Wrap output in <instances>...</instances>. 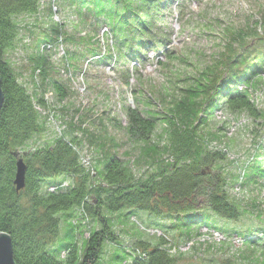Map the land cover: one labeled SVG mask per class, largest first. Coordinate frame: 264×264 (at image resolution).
Segmentation results:
<instances>
[{"label":"trees","instance_id":"obj_1","mask_svg":"<svg viewBox=\"0 0 264 264\" xmlns=\"http://www.w3.org/2000/svg\"><path fill=\"white\" fill-rule=\"evenodd\" d=\"M76 1L82 10L97 14L92 38L97 35V26L106 24L109 33L104 31L102 39L93 40L92 43L102 46V50H92L95 58L90 63H81L84 53L67 54L69 67L85 66L82 74L87 77L90 67L105 68L114 60L115 72L124 69L126 76L138 72L137 65L126 69L117 64L123 61L128 66L129 55L139 56L146 52L142 36L156 35L155 28L162 19L157 13L162 10L164 1H170L138 0L139 3L124 15L109 0ZM39 6L40 0H0L3 93L0 108V231L11 237L16 264H179L176 252L180 248L172 240L174 230L185 229L184 233L191 238L192 232L199 227L217 229L207 211L232 221L248 213L241 201L232 197L231 191L236 184H247L258 176L264 180V141L257 149L259 156L243 166L242 181L240 175L233 179L218 170L217 164L227 155L217 150L219 148L210 147L213 140L219 144L223 142V137L220 139L210 126L215 112L221 110L232 116L245 114L254 121L263 120L264 111L243 87L255 85V79L260 75L258 71L262 69L256 65L262 61L256 58L254 63H257L248 66L243 60L249 58L247 55L228 58L221 54L219 61L226 62L228 68L222 83H216L222 63L193 78L186 90V109L175 122L169 121L174 128L183 127L177 140L170 143L172 158L148 176L139 177L130 162L112 150L100 134L94 136L97 152L102 158L98 165L80 153L82 143L74 134H62L51 143L26 147L33 135L44 129L38 107L46 109L48 104L43 96L29 93L5 54L18 35L17 17L36 13ZM173 58L172 55L170 59ZM44 63L42 59L39 67L42 68ZM43 70L42 78L45 79L47 69ZM133 76L136 79L135 73ZM85 83L89 85L88 80ZM50 85L61 101L70 96L61 82L51 79ZM123 85L129 89V79L123 80ZM134 91L132 89L133 105L121 98L126 125L115 117H110V121L123 130L133 144H146L162 116L150 107L153 97L146 96V100H142ZM139 104L145 106L142 108ZM216 128L221 130L219 124ZM207 135L210 137L204 140ZM225 145L228 150L230 143L225 142ZM20 159L26 165L25 185L17 190L14 180ZM198 211L203 212L199 215ZM143 213L150 216V222ZM166 214L173 220L171 224L153 219ZM144 223L162 231L157 234V240L145 239L141 228ZM62 224L66 225L63 236ZM117 225L123 231H129L128 227H131L135 237L129 244L123 243ZM82 230H88L84 239ZM254 236L246 238L243 244H259L258 239L264 232ZM107 244L112 249L110 256L107 255ZM262 246L264 253V242ZM173 247L176 250L170 252Z\"/></svg>","mask_w":264,"mask_h":264},{"label":"rangeland","instance_id":"obj_2","mask_svg":"<svg viewBox=\"0 0 264 264\" xmlns=\"http://www.w3.org/2000/svg\"><path fill=\"white\" fill-rule=\"evenodd\" d=\"M109 1L114 2L115 9L123 15L139 3L138 0ZM169 1H164L162 10L157 13L162 19L155 28L156 35L142 36L146 52L139 56L129 55L131 62L128 66L123 61L117 64L126 69L137 65L138 72L134 71L129 76L125 75L124 69L120 73L113 70L114 60L105 68L99 65L90 67L87 77L82 74L85 66L69 67L67 54L84 53L81 63L86 65L95 58L93 49L96 52L102 50V46L92 43L93 40L102 39L104 31L109 33L106 24L97 26V35L92 38L97 14L82 10L76 0H40L38 12L17 17L18 35L7 49L6 58L29 93L43 96L48 104L46 109L38 107L44 129L34 134L26 147L51 143L62 134H74L82 143L80 153L98 165L102 158L97 152L94 136L100 134L112 150L115 149L130 162L139 177H146L172 158L170 143L177 140L183 127L174 128L169 121L175 122L186 109V90L193 78L219 63L222 65L216 83H222L228 75L226 62L219 61L221 54L228 58L247 55L249 58L244 57L243 60L248 62V66L256 64V58L262 61L256 65L262 69L258 71L260 75L255 79V85L243 87L249 90L256 105L264 111V0ZM172 55L175 58L170 59ZM42 59L45 63L40 68ZM43 69H47L45 79L42 78ZM51 79L66 87L70 95L66 100L57 98L50 85ZM125 79L130 81L129 89L123 85ZM132 89L142 100H146V96L153 97L150 107L162 116L146 144H133L125 132L110 121V117H115L126 125V117L120 107L121 98H126L133 105ZM139 105L142 108L145 106ZM81 109H84L83 113ZM79 114L82 118H78ZM214 115L210 127L220 139L223 137L224 143L213 140L210 147L219 148L217 150L227 155L217 164L218 170L233 179L240 175L242 181L243 166L259 156L256 152L264 141V118L254 121L245 114L232 116L223 110ZM218 124L219 131L216 128ZM225 142L230 143L228 150L225 149ZM231 193L248 213L232 221L207 211L213 227L217 229L199 227L192 232L191 238L184 233L185 229L174 230L172 240L180 248L176 252L179 264H264V236L258 239L259 244H243L246 238H255L254 234L264 232V180L258 176L247 184L238 183ZM202 212L198 211V214ZM143 216L150 222L147 213ZM168 217L170 215L166 214L153 219L171 224L173 220ZM65 228L66 225L62 224L61 236ZM141 228L145 239L152 241L162 233L145 223L141 224ZM116 229L125 245L135 237L131 227H128L129 231H123L117 225ZM87 236L88 230H82V239ZM106 249L110 256L112 249L108 244Z\"/></svg>","mask_w":264,"mask_h":264},{"label":"water","instance_id":"obj_3","mask_svg":"<svg viewBox=\"0 0 264 264\" xmlns=\"http://www.w3.org/2000/svg\"><path fill=\"white\" fill-rule=\"evenodd\" d=\"M3 102V93L1 88L0 76V108ZM26 165L22 159L17 162V172L14 183L17 190H20L25 185ZM0 264H16L13 255V245L11 237L8 233L0 231Z\"/></svg>","mask_w":264,"mask_h":264},{"label":"built area","instance_id":"obj_4","mask_svg":"<svg viewBox=\"0 0 264 264\" xmlns=\"http://www.w3.org/2000/svg\"><path fill=\"white\" fill-rule=\"evenodd\" d=\"M216 237V236H215ZM236 242V241H235ZM176 250V247L171 248L169 251L174 252Z\"/></svg>","mask_w":264,"mask_h":264}]
</instances>
